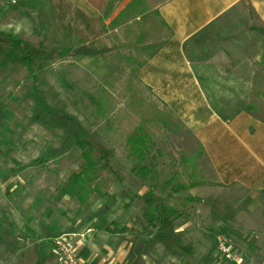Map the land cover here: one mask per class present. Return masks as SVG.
Segmentation results:
<instances>
[{
	"label": "rangeland",
	"instance_id": "rangeland-1",
	"mask_svg": "<svg viewBox=\"0 0 264 264\" xmlns=\"http://www.w3.org/2000/svg\"><path fill=\"white\" fill-rule=\"evenodd\" d=\"M91 13L87 0H0V264H60L50 240L64 234L91 236L90 249L101 257L129 244L123 264H233L219 239L242 264H253L251 254L261 260L264 231L252 239L248 222L256 215L247 211L246 193L176 192L197 178L187 165L196 153L189 135L170 104L154 101L136 79L140 61L120 53L118 39L107 46L101 10L95 20ZM9 35L22 41L29 66L14 55ZM238 105H257L264 118V102ZM140 127L149 138L142 163L128 142ZM79 139L103 158L86 205L61 196L83 167ZM142 165L153 168L148 179L135 172ZM149 191L180 214L146 227ZM113 222L129 231L108 234Z\"/></svg>",
	"mask_w": 264,
	"mask_h": 264
},
{
	"label": "crops",
	"instance_id": "crops-1",
	"mask_svg": "<svg viewBox=\"0 0 264 264\" xmlns=\"http://www.w3.org/2000/svg\"><path fill=\"white\" fill-rule=\"evenodd\" d=\"M87 1L94 20L101 10L107 46L118 39L119 52L140 61L136 79L154 101L170 104L195 144L187 145L196 150L187 163L197 177L190 193H246L247 211L256 215L248 229L258 241L264 231V118L257 105L238 103L264 102V0ZM239 201L232 205L243 208ZM90 237L80 246L79 264H123L131 251L121 244L116 254L101 257L92 253ZM250 261L264 264V256L251 254Z\"/></svg>",
	"mask_w": 264,
	"mask_h": 264
},
{
	"label": "trees",
	"instance_id": "trees-1",
	"mask_svg": "<svg viewBox=\"0 0 264 264\" xmlns=\"http://www.w3.org/2000/svg\"><path fill=\"white\" fill-rule=\"evenodd\" d=\"M8 38L12 41L14 55L22 58L29 66L32 59L25 53L22 41L18 37L12 35H9ZM128 142L131 149V155L134 159L142 163L146 155L149 153V138L145 130L143 128H139L130 136ZM77 145L81 150L83 167L80 172L73 173L70 176L61 191V196L75 198L79 201V203L86 205L90 197L98 190L97 183L95 184V182L100 179L103 158L96 155L95 147L87 139H79L77 141ZM37 162L44 164L46 159H38ZM135 172L144 179H148L153 173V168L150 169L149 167L143 165L136 166ZM195 186V183H189L187 185L178 184L175 186V190L176 192L189 191L195 188ZM197 200L198 199H195V197L187 198V201L191 202ZM144 205L143 223L148 228H155L157 223H163L164 216L172 218L180 214L177 209L166 205H159L152 191H149L146 194ZM106 231L111 234H125L129 230L128 228L120 227L118 223L113 222L110 226L106 227ZM137 252V254L140 255V250Z\"/></svg>",
	"mask_w": 264,
	"mask_h": 264
},
{
	"label": "built area",
	"instance_id": "built-area-1",
	"mask_svg": "<svg viewBox=\"0 0 264 264\" xmlns=\"http://www.w3.org/2000/svg\"><path fill=\"white\" fill-rule=\"evenodd\" d=\"M93 232L89 229L88 233ZM85 239L84 234H64L50 240L51 245L59 257L60 264H79V249ZM220 251L223 257L233 264H242V259L234 254V249L226 245L221 239Z\"/></svg>",
	"mask_w": 264,
	"mask_h": 264
}]
</instances>
